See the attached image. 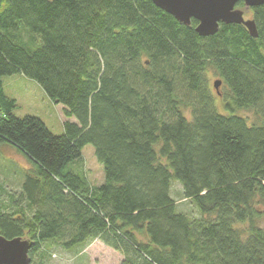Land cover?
<instances>
[{
  "label": "trees",
  "instance_id": "16d2710c",
  "mask_svg": "<svg viewBox=\"0 0 264 264\" xmlns=\"http://www.w3.org/2000/svg\"><path fill=\"white\" fill-rule=\"evenodd\" d=\"M250 9L257 37L222 22L201 36L152 0H0V151L30 162L7 201L0 182V234L26 236L38 264L45 244L94 239L119 264H264V5ZM15 74L62 105L60 133L15 115ZM86 145L100 183L80 168Z\"/></svg>",
  "mask_w": 264,
  "mask_h": 264
},
{
  "label": "rangeland",
  "instance_id": "374dc122",
  "mask_svg": "<svg viewBox=\"0 0 264 264\" xmlns=\"http://www.w3.org/2000/svg\"><path fill=\"white\" fill-rule=\"evenodd\" d=\"M237 7L243 9L244 18L253 17L251 9H246L243 4H238ZM216 79L219 78L209 72V86L215 96L216 104L223 110L221 104L222 95L228 90L221 84L219 86V95L213 86V82ZM3 83L6 93L16 99L15 115H36L46 123L52 132L60 133L63 130L65 118L62 112V105L52 103L35 80L24 75L15 74L5 76ZM239 113L245 115L249 120L253 119V114L250 111L241 110ZM80 159V168H82L89 182L92 184L100 183L103 179V169L95 157L92 145H86L82 148ZM28 163L25 156L15 149L8 146L2 147L0 151V182H3L6 187L4 189L6 193H3L2 196L4 199L8 197L10 191L17 190L21 179L18 174L19 168L26 170V166H29ZM172 193L178 200L179 208L191 215H196L194 206L188 200L181 198L180 185L175 181L172 185ZM6 199L4 201H7ZM261 225L264 226L263 220ZM22 238L27 239L26 236H22ZM44 247L49 252V256L45 255L42 258L44 264H119L122 258L119 251L104 244L99 239L87 242L83 247H79L74 251L64 250L58 245L45 244ZM31 264H38V259L31 261Z\"/></svg>",
  "mask_w": 264,
  "mask_h": 264
},
{
  "label": "water",
  "instance_id": "95a60500",
  "mask_svg": "<svg viewBox=\"0 0 264 264\" xmlns=\"http://www.w3.org/2000/svg\"><path fill=\"white\" fill-rule=\"evenodd\" d=\"M157 6L173 15L178 21L190 24L197 20L195 30L201 36L214 34L219 24L239 23L245 26L252 37L258 36L254 18H244L243 9L237 7L242 2L246 9L264 5V0H152ZM221 79L213 86L219 94ZM32 242L21 236L6 238L0 234V264H31L28 251Z\"/></svg>",
  "mask_w": 264,
  "mask_h": 264
},
{
  "label": "crops",
  "instance_id": "0c3cea01",
  "mask_svg": "<svg viewBox=\"0 0 264 264\" xmlns=\"http://www.w3.org/2000/svg\"><path fill=\"white\" fill-rule=\"evenodd\" d=\"M26 159H27V158H26ZM27 160H28V159H27ZM28 162H29V161H28ZM28 164H29V166H30V162H29ZM29 166H28V167H29ZM28 167L26 166V169H27Z\"/></svg>",
  "mask_w": 264,
  "mask_h": 264
}]
</instances>
